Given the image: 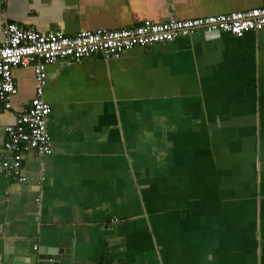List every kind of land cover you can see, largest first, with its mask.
Masks as SVG:
<instances>
[{
    "label": "crops",
    "instance_id": "1",
    "mask_svg": "<svg viewBox=\"0 0 264 264\" xmlns=\"http://www.w3.org/2000/svg\"><path fill=\"white\" fill-rule=\"evenodd\" d=\"M264 0H0L46 34L121 29L255 8ZM0 113V264L56 250L60 264H264V29L197 30L47 67L52 153H27L24 183L2 165L6 126L35 97L13 69Z\"/></svg>",
    "mask_w": 264,
    "mask_h": 264
},
{
    "label": "built area",
    "instance_id": "2",
    "mask_svg": "<svg viewBox=\"0 0 264 264\" xmlns=\"http://www.w3.org/2000/svg\"><path fill=\"white\" fill-rule=\"evenodd\" d=\"M264 29V4L247 10L208 15L189 19L172 18L157 22L150 19L138 25L121 29H94L67 35L58 30L39 33L23 24L9 22L0 42V113L13 108L17 86L13 69L17 66L33 65L37 81L35 97L23 108L13 124L6 126L5 149L12 157L2 165L8 179L19 183L27 181L23 172L25 154L46 156L52 153V137L47 118L52 106L46 101L44 89L49 64L71 57L76 61L99 53L106 59L120 58L136 46L147 47L155 43L175 41L202 30L207 35L228 32L244 35L248 31Z\"/></svg>",
    "mask_w": 264,
    "mask_h": 264
},
{
    "label": "water",
    "instance_id": "3",
    "mask_svg": "<svg viewBox=\"0 0 264 264\" xmlns=\"http://www.w3.org/2000/svg\"><path fill=\"white\" fill-rule=\"evenodd\" d=\"M56 253V250H39L35 255H33V257L24 258L23 261H25V263L23 264H60L62 262V258ZM11 264L20 263L11 261Z\"/></svg>",
    "mask_w": 264,
    "mask_h": 264
}]
</instances>
